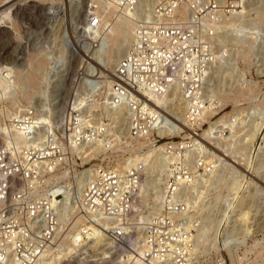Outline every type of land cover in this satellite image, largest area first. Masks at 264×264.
I'll list each match as a JSON object with an SVG mask.
<instances>
[{
	"label": "built area",
	"instance_id": "obj_1",
	"mask_svg": "<svg viewBox=\"0 0 264 264\" xmlns=\"http://www.w3.org/2000/svg\"><path fill=\"white\" fill-rule=\"evenodd\" d=\"M112 1L132 12L134 25L130 42L115 63L110 93L100 98L102 108L95 109L90 104L95 103L92 93L104 86L87 78L78 85L86 95L80 114L75 111L71 115L67 106L49 114L38 96L39 101L27 103L28 108L15 120L22 126L31 119L35 122L25 127L23 156L12 155L0 144V236L1 229L10 230L15 240L13 250L23 258L29 257L21 260L22 264H30L40 255L45 257L57 250L76 212L86 229L102 221L109 223L110 227L96 233L92 241L103 237L111 241L114 264H230L224 258L210 260L214 243L211 221L217 212L212 197L216 188L211 179L216 172L209 175L207 170H201L204 156L211 151H220L235 166L244 167L242 156L236 155L235 159L227 154L221 139L229 135L238 146L239 137L232 128L241 126V117L242 126L251 127L261 110L255 105L256 97L248 100L241 117L232 112L230 120L215 123L208 137L202 136L205 121L201 116L206 108L218 114L230 104L223 103L211 91V85L219 63L227 58L221 38L227 30L235 38L246 34L250 21L242 17L243 2L248 0ZM91 19L97 21L96 16ZM228 19L231 23L226 26ZM250 79L252 73L241 77L237 84L244 87ZM177 89L187 101L183 119L176 116L172 97ZM8 91L13 93L14 86L10 85ZM126 109L130 111L128 136L123 138H143L151 146L161 147L170 158L171 175L160 196L158 212L151 211L149 203L153 174L144 181L146 164L137 161L131 149L116 147L125 140L106 144L107 150L114 153L110 160L83 161L80 156L81 149L89 148L86 142L92 143L95 133L102 130L108 139L116 130L120 132L121 115ZM104 113L110 122L98 131L104 122L100 115ZM263 132L257 136L260 142ZM192 137L200 143L191 144ZM258 138L255 149L260 144ZM118 154H124L127 168L116 161ZM42 157L48 159V164L34 161ZM258 160L264 167V152ZM194 164L201 172H193ZM218 165L230 173V165ZM70 200L75 202V210L68 212ZM131 211L142 214V219L137 215L140 228L131 220ZM234 229L229 220L216 235L222 250L225 244L236 243ZM1 242L0 251H4ZM109 257L104 261L110 264ZM61 260L60 264H79L74 255ZM245 263L264 264V260Z\"/></svg>",
	"mask_w": 264,
	"mask_h": 264
},
{
	"label": "rangeland",
	"instance_id": "obj_2",
	"mask_svg": "<svg viewBox=\"0 0 264 264\" xmlns=\"http://www.w3.org/2000/svg\"><path fill=\"white\" fill-rule=\"evenodd\" d=\"M2 1L4 0H0V2ZM90 5L92 6L91 0H21L18 3V6H13L9 8V10H6L8 14L10 13L9 15L6 16L0 14V16L3 17L0 18V71H2L0 78L4 80V83H2V85L0 84V116L4 113L14 119L16 113L22 112L28 108V106H26L27 103H31V101L37 103L39 100L42 101L40 104L47 109L49 114H54L56 108L64 106L66 103H68V108L71 106L72 109L78 110L81 108V104L84 103L86 96L82 89H79L78 85L82 80L87 78L94 79L96 82H100L101 86H104L96 93H92V98L94 99L93 102L95 103L90 104V107L96 106L95 109L99 107L102 108L103 102L100 98H103L110 93L108 87L110 84L106 82H109L112 79L111 75L113 74L115 63L127 48V43L125 42L123 35L119 36L114 42H110V40L104 35L105 29L102 23L113 21L116 17L123 18L121 19V22H126L125 20L132 21L133 14H129V12H121L117 5L116 12L112 14L107 9V5L105 6V4L102 3L99 5L103 6L100 7L98 5V7H100L99 10L101 9L102 12L107 13V16L100 24V22H93L91 19L92 17L94 18V13ZM243 5L244 9H242L244 10V16L242 18L250 21L249 26L245 29L247 30L246 34L241 38H235L231 36L230 30H227L226 34L221 38L220 42L224 49L227 50V58L224 62L219 63L220 65H218L219 68L216 72L217 76L213 78V83L211 85V91L219 95L223 103L230 104L226 110L221 111L218 114H215L214 109L206 108L211 113L202 118L205 121V125L202 126V129L204 130L203 137H207L208 131L211 129L213 122L216 123L223 117L230 118V114L233 110H236L237 107L235 105L238 102H241L240 105L244 106L247 104L248 99L256 97V105L262 111L260 119L253 120L251 122V127H248L247 130H236V128L233 130L236 135L240 137V144L237 146L235 143H231L229 140L230 136L221 139L225 142L224 145L227 147L231 145L234 147V151L232 152L233 155L237 153L243 155L251 145H253L255 149L254 142L257 135L262 128L264 130V0H248L247 2H243ZM19 8H21V10L15 14V11ZM104 10L107 11L105 12ZM119 14L121 15L119 16ZM225 22L226 26H229L231 20L228 19ZM91 30H94V33H92ZM94 38H96V41H94ZM31 58L38 62H33ZM36 64L38 65L35 66ZM2 68L7 71L4 72ZM14 70L20 73L19 80L15 79ZM249 73H252L253 79L257 81H254L251 87L247 89L238 88L239 86L237 83L240 78L244 77V75H249ZM28 75L29 80H27ZM30 78L33 79L31 80ZM55 84L57 90H54ZM227 84L230 86L232 85L230 89H227ZM10 85L15 88L13 93L8 91ZM240 91L241 94L239 93ZM178 92L180 93L179 90H175V93ZM38 96L40 98L39 100ZM225 96L227 99L223 98ZM72 97H75V99L74 102L70 104L69 101ZM176 102L177 101L175 100V105ZM178 113L180 112H177V117L183 119V115ZM219 115L222 116L217 119ZM100 117L103 121L110 122V119L107 118L105 113L101 114ZM128 117L129 112L124 110L121 115L120 132L116 130L113 139H111L114 140V143L125 140V145H132L127 138H123V136H127L128 132ZM207 124L209 125V129H206ZM13 130L14 129L12 128L10 129V133L9 131H4L0 134V143L2 142L5 148L10 149L13 155L21 157L23 154L21 148L26 143V136L24 135L22 144L18 149V146L13 144V139L11 140V137L9 138L12 133H15ZM20 131L22 132V130ZM22 133L25 134L24 131ZM253 135L255 137H253ZM263 136V142H260V138H258L260 144L258 148L255 149L259 154L264 151ZM191 142L194 145L199 141L197 138L192 137ZM124 144H117L116 147L121 148L123 151L128 150V146H124ZM87 145H89V148L91 149L92 147H97V149L94 151H90L89 148L81 149L80 156L83 161H90L95 158L110 160L112 159V156H114L113 151L107 150L105 138L101 134L95 138L92 143L89 144V142H87ZM143 146V143L139 145L137 144L138 148ZM147 151L151 150L148 149L145 152ZM89 152L93 153L89 155ZM151 152L153 154V151ZM134 154L138 153L133 152V156H135ZM214 155L215 154L213 153V155H210L209 157L212 158ZM153 156L154 155L148 158L147 161L143 162L146 164L144 169V181L148 179L149 174L155 175L153 180L154 189L151 192L149 203L152 207L151 211H158L160 208L159 197L162 194L165 186L164 182H166V180L163 181V183L160 181L162 171L158 165L163 163L158 159L152 160ZM209 159L207 161H209ZM45 161L47 162L48 160L42 159L43 163ZM116 161L127 167V164L124 162L123 154H118ZM153 162L155 163L154 167H152ZM168 168L171 170V167ZM262 170L263 173L261 172ZM213 172L215 171L213 170ZM254 172L257 175L255 181L251 178L246 179L241 174V179H239L240 182L237 183L238 185H236L235 188H232L231 184L234 178L231 179L230 182H224V187L226 189H234L233 191L236 190V199L233 202V206L238 202V212L236 213L235 221L240 225L239 236L244 241L249 240L244 247H239L240 245L238 244L234 247L225 249V251L228 250L226 252L228 254L231 253L230 251L232 249L235 251L233 252L232 250V256L236 255L233 257L234 260L236 259L237 261H233L232 256L231 259H226L230 260V264L231 261L233 264L234 262L235 264H244L243 261L245 260H254L256 263H260L261 260H264V168L262 164L258 163ZM233 181H235V179ZM159 183L162 184L160 185ZM257 195L259 196L257 200L259 227L258 230L254 232L251 227L253 216L251 207L253 204L250 203L248 197L251 198L252 196L254 197ZM215 198L219 200V194H216ZM73 210H75V203H71L68 207V212ZM243 211L246 212V216L244 217L245 224L242 225L238 221V217ZM225 212L228 217L229 208H227ZM138 215H140V218L142 219V214ZM78 219L79 217L75 212L71 220V228L63 236L62 247H60L58 251L52 252L48 258H45L41 262H45V264H60L61 259L68 257V255H74L79 264H109L104 261V258L107 255H110L111 241L109 239H101L99 241L97 240L98 243L96 244L97 241L94 240L95 242H93L92 238L99 232V230L101 231L102 229V231H104V227L110 226L106 224L95 225L98 226L97 228L92 226V233L87 238H84L82 242L79 241L78 243L81 235L79 234V236L76 232H78L77 230H79L80 227L85 226L84 221L83 223L78 221V223H80L78 228L74 226V223ZM79 220H81V218ZM134 222L136 225L138 224L137 218ZM89 227H91V225ZM137 227L140 228V224H138ZM218 228L219 222L217 221L216 227L213 226L212 229V238L214 241L212 250H214L216 257H219L220 260H222L224 256L221 253V246L217 245L216 240ZM73 235L75 237H73ZM74 240H77V243L75 242L76 244L73 249H70L69 244H74ZM76 245L78 246L76 247ZM90 247L97 248V250L91 252ZM66 250L68 254L67 256L65 252ZM249 253L252 255L248 256ZM14 257L18 258L20 261L22 260L20 257L13 254V252L9 251L4 258L0 259V264H15L16 262L14 263L11 261ZM108 261L110 264H114V262H111L112 258ZM75 263L76 262H74V264Z\"/></svg>",
	"mask_w": 264,
	"mask_h": 264
},
{
	"label": "bare ground",
	"instance_id": "obj_3",
	"mask_svg": "<svg viewBox=\"0 0 264 264\" xmlns=\"http://www.w3.org/2000/svg\"><path fill=\"white\" fill-rule=\"evenodd\" d=\"M21 0H4V1H2V2H0V14H4V15H9L7 12H6V10L8 9L9 10V8H11V7H13V6H18V3L20 2ZM92 1V9H93V15H94V18H95V16L97 17V21L98 22H100V24L103 22V20L105 19V17L107 16V13H104V12H102L101 11V9L99 10V8L101 7V6H103V5H99V4H105V6L107 7V9L113 14V13H115L116 12V8L118 7H116V4L115 3H113V1L112 0H105V1H107V2H105L104 0H91ZM109 1V2H108ZM98 5L100 6V7H98ZM119 8V7H118ZM242 9V8H241ZM17 10V9H16ZM21 10V8H19L17 11H15V14H17L19 11ZM119 10L122 12H126V13H128L129 12V14L131 13L132 14V12H130V11H127V10H123V9H121V8H119ZM105 11V10H104ZM107 11V10H106ZM105 11V12H106ZM118 13V12H117ZM3 15V16H4ZM121 14H119V16H120ZM123 16V15H122ZM0 18H3L2 16H0ZM125 18V17H124ZM115 19V18H114ZM121 19H123V18H120V17H116V19L115 20H113V21H110V22H108V23H106V22H104V23H102L103 25H104V29H105V36L108 38V40H110V42H114L115 40H117V38L119 37V36H121V35H123V37L125 38V42L127 43V46H128V44H129V42H130V39H131V35H132V30H133V20L132 21H127V20H125L126 22H121ZM224 50H226V49H224ZM227 51V50H226ZM226 51H224L225 52V54H227L226 53ZM257 56V55H256ZM34 57V56H33ZM32 59V58H31ZM35 59H36V57H35ZM35 59H32L33 60V62H38L37 60H35ZM40 61V60H39ZM31 64V63H30ZM38 64H36L35 66H37ZM3 70H4V68H2ZM5 71H7V70H4V72ZM8 72H9V69H8ZM13 72V71H12ZM1 74H2V71H0V77H1ZM30 75V74H29ZM29 75L27 76V78L29 77ZM31 75H33V74H31ZM14 76H15V79H18L19 80V76H20V73H18V71H15L14 70ZM112 76H113V74L111 75V78H112ZM23 77V76H22ZM32 77V76H31ZM31 80L33 79V78H30ZM27 80H29V78L27 79ZM264 80V79H263ZM15 81V80H14ZM34 81V80H33ZM103 81V80H102ZM108 81V80H107ZM111 81L112 80H110L109 82H106V83H109L110 85H111ZM254 81L256 82L257 80H254V79H250V84L249 85H246V86H239L238 88H242V89H247V88H249V87H251V85L254 83ZM2 83H4V80H2V78H0V84L2 85ZM231 84V83H230ZM228 86H227V89H230L231 88V86L229 85V84H227ZM256 88V87H255ZM177 91H178V89H177ZM180 91V90H179ZM226 91V90H225ZM240 94H241V91L239 92ZM243 93V92H242ZM225 94V93H224ZM238 94V93H237ZM172 96L174 97V100H176L177 102H176V106H177V110L183 115L184 114V112H185V109H186V106H187V101H186V99L184 98V95L182 94V92L180 91V93L178 92V93H175V90L173 91V94H172ZM253 96V95H252ZM223 98H226L227 99V97L225 96V97H223ZM255 98V97H254ZM71 99H73L72 100V102H74V99H75V97H72ZM71 99H70V104L72 103L71 102ZM248 100H251V98L250 99H248ZM103 101V100H102ZM256 102H257V99L255 98V105H256ZM240 103L241 102H238L235 106L237 107L236 108V110H233V114H234V116H237L238 115V117H241V115H242V112H243V110H245L246 108H247V106L246 105H244V106H242V105H240ZM68 105V103H66V105H64V106H67ZM179 105V106H178ZM70 106V105H69ZM257 106V105H256ZM78 108V107H77ZM232 108H233V106H232ZM231 108V109H232ZM19 109V108H18ZM66 109H68V110H70V114L72 115V114H74L75 113V111H78V112H76L75 114H80V111H79V109L78 110H74V109H72L71 108V106L68 108V106L66 107ZM230 109V110H231ZM229 110V111H230ZM126 111H128L129 113H130V111H129V109H126ZM23 112V111H22ZM22 112H18V113H16L14 116V119L13 118H10V116H8V115H6V114H2L1 116H0V134H2L4 131H9V133H10V129H14L13 131H15V133L13 134L12 133V135H8L9 136V138L12 140L13 139V144H15V145H17L18 146V149L20 148L19 146L22 144V139L24 138V135L25 134H23L22 132L24 131V133H25V127H29V125H30V123L31 124H34L35 122H33L34 120H29V122H27V125H24V126H22V124L20 123V122H18V121H15L16 120V118L18 117H20V114L22 113ZM180 113H178V114H180ZM210 113L211 112H209V110H207V109H205L204 111H203V114H202V116H201V118H203V116H207V115H210ZM261 113H262V111H260V116H261ZM233 114H230V117H231V115H233ZM45 116V115H44ZM78 116V115H77ZM176 116H177V113H176ZM222 115H219L218 116V118L217 119H219L220 117H221ZM260 116L259 117H257V118H254L253 120H259L260 119ZM39 118H41V117H43V116H41V115H39L38 116ZM47 117V116H46ZM182 117V116H181ZM214 117V116H213ZM224 118L225 117H223V118H221L220 119V121H218V122H220V123H222V122H224L223 120H224ZM13 119V120H12ZM45 119V118H44ZM216 119V120H217ZM127 120H128V118H127ZM203 120V119H202ZM216 120H214V121H216ZM225 120H230V118H225ZM252 120V121H253ZM251 121V122H252ZM238 122V121H237ZM243 120H242V117H241V123H239V125H241V126H239L238 128H236V130H238V129H243V130H247L248 129V127H245L244 128V126H242V124H243ZM217 123V122H216ZM107 124V122H102V123H100L99 124V127H98V131L100 130L99 128H101V125H106ZM216 125L217 124H215V122H213V125H212V127H211V129H209V125L208 126H206V129H209V131H208V135H209V132L214 128V127H216ZM255 128V127H254ZM22 130V132L20 131V130ZM232 130H234V128H232ZM256 130V129H255ZM262 130H263V128L260 130V132L259 133H261L262 132ZM255 132H257V131H255ZM255 132H253V133H255ZM8 133V134H9ZM103 135V137L105 138V145L106 144H114V140H111L113 137H114V135H113V137L112 138H109L108 137V139H106V137H105V134H103V132H102V130H100L98 133H95V136H94V138L93 139H95V138H97L99 135ZM252 134V133H251ZM127 136H128V132H127ZM202 136H204V130H203V135ZM229 135H223L222 136V138H227ZM258 136V135H257ZM208 137V136H207ZM239 137V136H238ZM253 137H255L254 135H253ZM194 138H196V137H194ZM203 138V137H202ZM258 138V137H257ZM256 138V139H257ZM263 138H264V136H263ZM198 139V138H197ZM127 140L129 141V142H131V144L132 145H129L128 146V149H131V151H132V154H133V152H137L138 154H134L135 156V158L137 159V161H139V162H144V161H147V159L148 158H150L152 155H154L153 156V158H152V160H161L162 161V163L163 164H160V165H158V167L160 166V170L162 171V173H161V177H160V181L163 183V181H165V180H167V178L171 175V170H169L170 168H168V167H170V158L165 154V153H163L161 150H160V148L159 147H155V146H151L150 144H148V141L147 140H145V139H143V138H135V140L133 141L132 139H129V137H127ZM230 140V139H229ZM239 140H240V137H239ZM87 141H89V140H87ZM199 141V140H198ZM251 141V140H250ZM106 142H108V143H106ZM230 142H231V140H230ZM262 142H263V139H262ZM87 143V142H86ZM144 144V146L143 147H140V148H138L137 147V144L139 145V144ZM200 142H198L197 144H199ZM224 141H223V146H224V150H225V152L227 153V154H229V155H232V157L233 158H235V159H237V157H236V155H239V153H237V154H235V155H233L232 154V152L234 151V147L231 145V146H229V147H231V148H228L226 145H224ZM232 143V142H231ZM255 143V142H254ZM1 145H3V143L1 142L0 143ZM191 144H192V142H191ZM9 147V146H8ZM15 148V147H14ZM106 148H108V146L106 145ZM22 149V148H21ZM95 149H97V147H95V148H93L92 147V149L91 150H95ZM148 149H150L151 151H153V154H152V152L151 151H147V152H145L146 150H148ZM10 150V149H9ZM89 151V150H88ZM145 152V153H144ZM264 152V151H263ZM262 152V153H263ZM11 153H12V151H11ZM91 153H93V152H89L88 154L89 155H91ZM139 153H141V154H139ZM143 153V154H142ZM213 153L215 154L214 155V157H212V158H210L209 156L210 155H213ZM261 153V154H262ZM114 154V153H113ZM223 153L222 152H216V151H211L210 153H209V155H205L204 156V166H203V170H201V171H206L207 170V174H209L210 175V173H212L213 172V170L216 172V176L215 177H213L211 180H212V182H211V185H213V187L214 188H216V190H215V193H214V191H213V193H212V197H213V195H214V201H215V204L217 205V212H216V214H215V216L212 218V221H211V226H212V229H213V226L214 227H216V223H217V221L219 222V228H218V230H217V234H218V232H220V229H221V227H222V225L224 224V223H226V224H228V222H229V220L230 221H232V224H233V227L235 228L234 229V234H235V236H236V243H234V244H225V246H224V249L222 250V248H221V253H222V255L224 256V260H226V259H231V256H232V254H233V252H235L233 249V252H232V250L230 251L231 253H226L227 251H225V249L226 248H229V247H234V246H236V245H240L239 247H244V245L247 243V242H249V240H243L240 236H239V234H240V225L239 224H237L236 223V221H235V216H236V213L238 212V210H237V208H238V202H236L235 203V205L233 206V202H234V200L236 199L235 198V191H233V190H228V189H226L225 187H224V182H230V180L231 179H235V181H233L232 180V188H235V186L236 185H238L237 183H239L240 182V180L239 179H241L240 178V175L242 174L243 176H244V178H246V179H249V178H251L252 180H254L255 181V179H257V175H256V173L254 172L255 171V169H256V167H257V165H258V163H260V160H258V158H259V156L261 155V154H259V152H257L255 149H254V147H253V145H251L250 147H248L247 148V150H246V152L243 154V155H241L242 156V164H243V166L244 167H239V166H235L234 165V163L233 162H231L230 161V159L229 158H227V157H225V156H223L222 155ZM13 155V154H12ZM124 155V154H123ZM15 156V155H14ZM23 156V154L21 155V157ZM24 156H25V153H24ZM88 156V155H87ZM223 156V157H222ZM17 157H19V156H17ZM89 157V156H88ZM210 158V159H209ZM42 159H47L46 157H42L41 158V160H34V161H36V162H42ZM209 159V161H207ZM48 160V159H47ZM151 161V160H150ZM149 161V162H150ZM239 161V160H238ZM220 162H224L226 165H230V166H227L228 167V171H230V173H228L225 169H223L222 168V170H220L219 168H218V164H220ZM43 163V162H42ZM45 164H48V161L46 162H44ZM120 164V163H119ZM167 164V165H166ZM260 164H262V163H260ZM123 168L125 167V168H127L126 167V165H123L122 163L120 164ZM151 165V164H150ZM154 165H155V163L153 162V165H152V167H154ZM263 166V165H262ZM264 168V167H263ZM154 169V168H153ZM199 171V167L198 166H196V164H194V166H193V172L194 173H197ZM201 171H199V172H201ZM257 172V171H256ZM262 173H263V170L261 171ZM156 174V173H155ZM153 177V180H154V177H155V175H153L152 176ZM243 178V179H244ZM236 179H238V180H236ZM243 182V181H242ZM162 183H159L160 185L162 184ZM165 183V182H164ZM153 184H154V182H153ZM162 187H163V185H162ZM43 192V191H42ZM216 194H219V200H217L215 197H216ZM258 195L257 196H252L251 198L250 197H248V200H250V203L251 204H253V206L251 207V212H252V222H251V227H252V230L254 231V232H256L257 230H258V227H259V221H258V215H257V213H258V211H257V205H258V203H257V200H258ZM160 198V197H159ZM74 204L75 202L73 201V200H70L69 201V206H70V204ZM159 204H160V208H159V210L161 209V202H160V199H159ZM135 208H136V205L134 206ZM227 208H229V216L227 217L226 216V212H225V210L227 209ZM158 210V211H159ZM158 211H154V212H158ZM138 214H141V213H138L137 211H131V213H130V218H131V220L132 221H135L136 220V218H137V215ZM199 214V212L198 211H196L195 212V215H196V217L198 218V215ZM78 215V217H79V219L81 218V216L79 215V214H77ZM133 215H135V216H133ZM246 216V212H241L240 214H239V217H238V221L240 222V224H245V217ZM77 220L75 223H74V226H76L77 228L80 226V223H78V221H80L81 222V220ZM102 224H106V225H109V223L108 222H104V221H102V222H100V224H98V225H102ZM92 226H94L95 228H97L98 226H95V225H91V227H88V229H86L84 226L83 227H80V229L79 230H77L78 232H76V233H78V235L80 236V239L78 240V243H79V241H81L82 242V240L84 239V238H87L91 233H92ZM105 226V225H104ZM103 226V227H104ZM110 226V225H109ZM70 228H71V226H70ZM105 228H108V226H106V227H104V229ZM244 229V228H243ZM68 230H70V229H68ZM233 230V229H232ZM68 232V231H67ZM67 232H65L64 233V235L67 233ZM102 233V229H101V231L99 230V232L98 233ZM216 234V235H217ZM74 235H76V234H74ZM73 235V237H75ZM212 235H213V231H212ZM61 236H63V234H61ZM77 236V235H76ZM79 236H78V238H79ZM72 237V238H73ZM77 238V239H78ZM102 239V238H101ZM0 240L2 241L1 243H2V246H1V248H3V250L4 251H0V259L1 258H4L7 254H8V252L10 251V252H13V254H15V255H17V257H20V259H22V260H29V257H25V258H23V257H21V256H19L18 254H17V251L15 250H13V246H14V236H13V233L9 230V231H6V229L4 228V229H1V236H0ZM73 240V239H72ZM71 240V241H72ZM102 240H107L106 239V237H103V239ZM217 240V239H216ZM77 243V240L75 241L74 240V244H72V243H70L69 244V248L71 249H73V247H74V245ZM80 242V243H81ZM238 242V243H237ZM109 243V242H108ZM255 243V242H254ZM62 244H63V241H62ZM62 244L61 245H59V246H57L56 248H57V250L56 251H58V249H60V247H62ZM244 244V245H243ZM79 245V244H78ZM78 245H76V247L78 246ZM217 245H220V243L219 242H217ZM105 246V245H104ZM221 246V245H220ZM84 247V246H83ZM76 249V248H75ZM56 251H53V252H56ZM72 251V250H71ZM110 251H111V248H110ZM110 251H109V253H110ZM211 253H212V255H211V258H210V260H220V258L219 257H216V255H215V253H214V250H212V248H211ZM240 251V250H239ZM66 252V256L68 255L67 254V250L65 251ZM52 253V252H51ZM51 253H49V255L51 254ZM259 253V252H258ZM235 254V253H234ZM49 255L48 256H45L44 257V255H40L37 259H35L36 260V262H34V264H45V262H41V261H43L45 258H48L49 257ZM250 255H252V254H250ZM110 257L109 258H112V261L111 262H114V258L115 257H113L111 254L109 255ZM234 256V255H233ZM232 256V260L233 261H235L234 260V257L236 256H234L233 257ZM254 257V256H253ZM251 258V257H250ZM249 258V259H250ZM53 260V259H52ZM223 260V259H222ZM239 260V259H238ZM11 261H13L15 264H22V262L18 259V258H16V257H14V259H12ZM63 260H61V262H62ZM237 261V260H236ZM242 262V261H241ZM244 262V264H246L245 263V261H243ZM255 263H256V261H254ZM32 264H33V262H32ZM47 264V263H46ZM52 264V263H51ZM231 264H233V262L231 261ZM234 264H235V262H234ZM240 264H242V263H240Z\"/></svg>",
	"mask_w": 264,
	"mask_h": 264
}]
</instances>
